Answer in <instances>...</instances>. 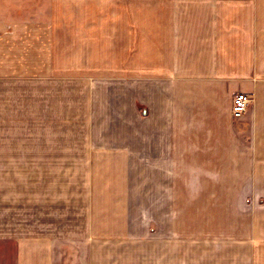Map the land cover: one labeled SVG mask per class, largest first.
Masks as SVG:
<instances>
[{"label":"crops","instance_id":"crops-1","mask_svg":"<svg viewBox=\"0 0 264 264\" xmlns=\"http://www.w3.org/2000/svg\"><path fill=\"white\" fill-rule=\"evenodd\" d=\"M6 77L89 94L84 247L132 236V181L148 197L164 190L158 202L183 189L196 203L264 172V0H0ZM236 93L252 98L237 117ZM65 247L0 238V264H70Z\"/></svg>","mask_w":264,"mask_h":264},{"label":"rangeland","instance_id":"rangeland-1","mask_svg":"<svg viewBox=\"0 0 264 264\" xmlns=\"http://www.w3.org/2000/svg\"><path fill=\"white\" fill-rule=\"evenodd\" d=\"M78 84L0 79V238L50 235L66 244L70 264H264V172L202 190L196 203L183 189L167 190L178 202L162 203L164 190L148 197L132 181V236L84 247L91 126Z\"/></svg>","mask_w":264,"mask_h":264},{"label":"built area","instance_id":"built-area-1","mask_svg":"<svg viewBox=\"0 0 264 264\" xmlns=\"http://www.w3.org/2000/svg\"><path fill=\"white\" fill-rule=\"evenodd\" d=\"M252 98L249 94L236 93L232 98L231 113L233 116H240L248 109Z\"/></svg>","mask_w":264,"mask_h":264}]
</instances>
